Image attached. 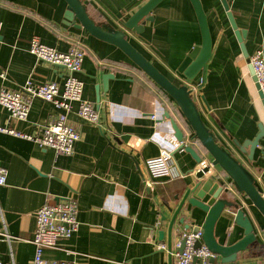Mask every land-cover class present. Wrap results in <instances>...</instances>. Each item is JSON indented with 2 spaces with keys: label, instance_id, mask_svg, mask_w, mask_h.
<instances>
[{
  "label": "crops",
  "instance_id": "1",
  "mask_svg": "<svg viewBox=\"0 0 264 264\" xmlns=\"http://www.w3.org/2000/svg\"><path fill=\"white\" fill-rule=\"evenodd\" d=\"M147 0H83L97 23L125 30L127 38L177 84H188L201 115L217 141L226 145L255 175L264 195V137L252 158L234 142L254 138L264 124V100L250 68L249 56L264 47V0H227L244 38L249 56L241 47L236 29L222 0H202L208 12L213 51L205 71L188 79L179 66L201 44L202 32L191 0H162L152 10L141 32L124 25ZM67 0H0V89L64 80V69L52 66L30 50L33 37L60 50L74 45L85 49L78 73L84 81L82 96L93 101L99 121L84 119L75 110L68 121L80 127L82 136L72 152L58 153L32 139L0 129V160L8 169L0 184V254L16 264H33L32 241L37 210L45 202L73 196L78 204V229L57 246L44 248L50 259L77 264H177L175 252L181 231L176 222L169 244V222L175 192L191 181L199 167L192 154L179 148L169 111L179 124L175 100L116 44L101 39L84 27L65 23ZM112 73L108 87L102 75ZM98 86V89H97ZM78 103L75 102V108ZM62 108L35 97L27 118L18 119L0 105V126L38 133ZM161 145L174 151L183 176L153 177L147 160ZM249 151V148H248ZM209 161V154L204 152ZM152 179V185L145 183ZM236 199L257 226L264 215L250 197ZM190 228L202 225L207 212L196 207L187 213ZM231 213L216 222L215 235L225 244L243 236L244 228ZM163 230L162 237L160 231ZM165 243L164 248L160 247ZM221 264H264V236L236 261Z\"/></svg>",
  "mask_w": 264,
  "mask_h": 264
},
{
  "label": "water",
  "instance_id": "2",
  "mask_svg": "<svg viewBox=\"0 0 264 264\" xmlns=\"http://www.w3.org/2000/svg\"><path fill=\"white\" fill-rule=\"evenodd\" d=\"M162 0H147L126 20L124 25L141 32L148 19H152L151 10ZM197 13L202 32V42L187 54L179 71L188 79H195L197 74L205 71L208 60L213 51V39L208 22V12L205 10L202 0H191ZM228 11L229 18L236 34L241 42V47L246 56L249 51L244 38L246 30L240 29L230 9L229 2L222 0ZM68 8L65 13V23L76 27H84L87 32L112 42L119 46L142 70H144L159 86L175 100L179 115L183 118L182 124L176 120L169 111L165 116L170 118L175 136L180 141L179 148H184L190 152L199 164L194 171L191 181L185 184L184 188L175 192L174 204L168 203V209L173 212L169 222V244L172 242V234L175 230L176 222L183 224L186 228L191 227L187 222L188 212L193 213L196 207L207 212L202 223L203 238L197 241V245L204 242L211 250L221 256L222 262L236 261L240 251H244L253 243L260 240V235L264 236V226L256 224L246 213L241 202L236 197L238 193L247 194L253 203L264 215V195L263 188L255 175L233 152L226 146L219 143L214 132L204 121L199 107L192 95V88L188 84H177L167 76L155 63H153L141 50H139L126 36L125 30L113 27L106 23H97L87 10L83 0H67ZM251 72L256 81L259 92L260 84L250 63ZM112 73L102 75L103 85L108 87ZM98 89V86H97ZM259 132L254 138H247L243 142L234 138L236 145L250 158L253 157L256 147L264 137V124L259 123ZM249 148V151H248ZM204 152L209 154L211 160L204 159ZM223 213H231L235 223L244 228L243 236L230 244L222 243L215 235V225ZM195 225L194 229H198ZM162 237L163 230L160 231ZM184 246L182 241L179 249ZM216 258L214 257L213 260Z\"/></svg>",
  "mask_w": 264,
  "mask_h": 264
},
{
  "label": "built area",
  "instance_id": "3",
  "mask_svg": "<svg viewBox=\"0 0 264 264\" xmlns=\"http://www.w3.org/2000/svg\"><path fill=\"white\" fill-rule=\"evenodd\" d=\"M3 22L0 19V33ZM30 50L39 58L52 66L62 67L65 71L62 83L58 81H45L35 83L27 80L20 88L0 89V105L5 106L11 115L18 119L27 118L31 101L40 97L52 101L62 108L58 117L51 119L42 126L38 133H28L16 127L0 126L1 130L34 140L41 146L53 147L56 152L70 153L74 143L81 138L80 127L68 121V114L75 110L78 115L90 121H99L100 113L94 106L93 101L82 96L84 81L79 76L85 49L81 45H74L68 50H60L50 44L42 42L37 36L30 43ZM255 74L260 84L264 100V47L259 46L249 56ZM75 102L78 103L75 108ZM147 167L153 177H167L170 179L183 176L177 168L174 160V151L167 145H161L159 153L148 159ZM8 169L0 160V184L7 182ZM152 179L145 178L148 186L152 185ZM78 204L73 196H65L55 202H45L37 210V224L32 241L35 244L33 264H77L68 259H50L44 256V248L57 246L62 238H69L78 229L79 219L77 216ZM202 225L198 229L187 228L181 231L177 241L175 252L177 264H221L213 258L217 253L211 250L204 242L197 245L198 240L203 238ZM184 240L182 249L179 247ZM165 243L160 247L164 248ZM0 264H16L14 260L5 261L0 254Z\"/></svg>",
  "mask_w": 264,
  "mask_h": 264
},
{
  "label": "trees",
  "instance_id": "4",
  "mask_svg": "<svg viewBox=\"0 0 264 264\" xmlns=\"http://www.w3.org/2000/svg\"><path fill=\"white\" fill-rule=\"evenodd\" d=\"M140 68V67H139ZM141 69V68H140ZM142 70V69H141ZM143 72H145L144 70H142ZM146 73V72H145Z\"/></svg>",
  "mask_w": 264,
  "mask_h": 264
}]
</instances>
